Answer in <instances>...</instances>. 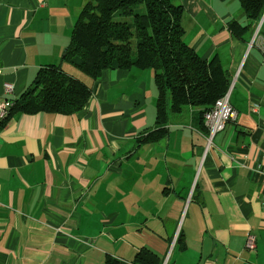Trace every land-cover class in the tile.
<instances>
[{
  "label": "crops",
  "instance_id": "obj_1",
  "mask_svg": "<svg viewBox=\"0 0 264 264\" xmlns=\"http://www.w3.org/2000/svg\"><path fill=\"white\" fill-rule=\"evenodd\" d=\"M89 1L0 0V100L48 66L93 94L79 114L0 128V264H132L143 249L163 264L175 251L172 264H264V39L232 32L231 21L250 23L236 0H172L186 44L231 77L238 118L207 149L201 109L189 107L164 138L138 145L157 129L155 71L106 70L93 82L64 62Z\"/></svg>",
  "mask_w": 264,
  "mask_h": 264
},
{
  "label": "trees",
  "instance_id": "obj_2",
  "mask_svg": "<svg viewBox=\"0 0 264 264\" xmlns=\"http://www.w3.org/2000/svg\"><path fill=\"white\" fill-rule=\"evenodd\" d=\"M236 1L250 23L242 26L231 21L230 29L241 37L244 30L255 33L264 17V0ZM183 14V8L172 0H90L76 21L65 52L64 62L93 82L106 70L155 71L157 129L139 139L138 145L164 138L170 116L182 114L186 108L201 109L199 117L204 120L232 84L218 59L203 60L186 44ZM125 19L132 21H121ZM258 37L264 39V22ZM92 95V86L61 66L42 68L28 89L13 101L0 128L15 116L79 114ZM164 261L143 249L132 264ZM105 264L129 263L108 257Z\"/></svg>",
  "mask_w": 264,
  "mask_h": 264
},
{
  "label": "built area",
  "instance_id": "obj_3",
  "mask_svg": "<svg viewBox=\"0 0 264 264\" xmlns=\"http://www.w3.org/2000/svg\"><path fill=\"white\" fill-rule=\"evenodd\" d=\"M232 88L233 85L226 95L217 100L214 107L205 114L204 124L208 131L207 149L213 145L215 137L226 129L227 124L238 118L237 111L230 105ZM5 90L8 95H12L14 92L12 85H6ZM8 101L4 103V100H0V121L6 117L8 109L13 106V102ZM255 249L256 237L250 236L246 242V250L254 251Z\"/></svg>",
  "mask_w": 264,
  "mask_h": 264
},
{
  "label": "rangeland",
  "instance_id": "obj_4",
  "mask_svg": "<svg viewBox=\"0 0 264 264\" xmlns=\"http://www.w3.org/2000/svg\"><path fill=\"white\" fill-rule=\"evenodd\" d=\"M119 21V20H118ZM121 21H128V22H131L132 21V19H125V20H121ZM137 39V36H135L134 37V40H136ZM118 55V54H117ZM149 71H151V73H154V71L153 70H149ZM84 78H86L85 76H83ZM86 79H88V78H86ZM9 102L8 101V99L7 100H4V103L5 102ZM178 249V248H177ZM173 251V250H172ZM172 251H170V253H172ZM177 252L178 251H175V254H174V256H173V259H172V261H171V264L173 263V260L175 259V257L177 256ZM167 258V257H166ZM168 260H170V258H168Z\"/></svg>",
  "mask_w": 264,
  "mask_h": 264
},
{
  "label": "water",
  "instance_id": "obj_5",
  "mask_svg": "<svg viewBox=\"0 0 264 264\" xmlns=\"http://www.w3.org/2000/svg\"><path fill=\"white\" fill-rule=\"evenodd\" d=\"M263 22H264V17H263V19L261 20V22H260V24H259V26H258V28H257V31H256V33H258V30L261 28V26H262Z\"/></svg>",
  "mask_w": 264,
  "mask_h": 264
}]
</instances>
